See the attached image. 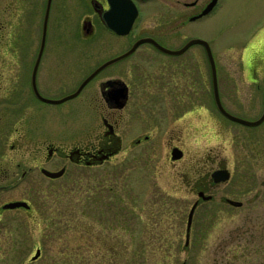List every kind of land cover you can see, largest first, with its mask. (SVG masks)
<instances>
[{
    "label": "rangeland",
    "instance_id": "obj_1",
    "mask_svg": "<svg viewBox=\"0 0 264 264\" xmlns=\"http://www.w3.org/2000/svg\"><path fill=\"white\" fill-rule=\"evenodd\" d=\"M219 1L215 16L194 27L212 41L226 110L254 121L263 113L264 63L256 67L258 82H250L243 64L264 50V0ZM68 38L75 46L65 66L75 77L118 53L101 50V42H83L78 33ZM208 91L202 94L209 108L202 122L208 112L214 114L216 131L197 137L196 127L189 126L181 160H170L167 144L160 143L151 152L142 149L138 158L126 151L102 166L70 165L61 179L42 178L31 188L35 143L28 142L25 155L24 148L9 151L10 177L0 183L11 186L0 190V203L26 197L33 209L7 212L0 221V264H264V122L251 127L225 118ZM65 112L54 109L60 136L68 132ZM194 121L201 126L200 119ZM220 162L231 179L212 190L213 202L196 210L186 246L187 213L196 200L193 182ZM24 169L29 172L21 178ZM112 245L121 250L109 260L103 256ZM38 248L41 255L34 261Z\"/></svg>",
    "mask_w": 264,
    "mask_h": 264
},
{
    "label": "flooded vegetation",
    "instance_id": "obj_2",
    "mask_svg": "<svg viewBox=\"0 0 264 264\" xmlns=\"http://www.w3.org/2000/svg\"><path fill=\"white\" fill-rule=\"evenodd\" d=\"M219 4V0H0V181L10 177L9 151L24 148L25 155L28 142L36 146L31 150L35 154L33 167L37 168L31 188L42 178L61 179L70 165L102 166L126 151L138 158L142 149L151 152L160 143L167 144L170 160L174 149L182 151L183 157L181 143L189 135V126L196 127L197 137H208L216 131L214 114L208 112L207 121L202 122L204 111L209 110L202 102L204 89L212 93V104L220 115L234 121L215 102L207 47L200 43L187 46L192 39L201 38L194 25L213 18ZM76 33L83 36V42H101L103 51L116 48L118 53L102 64L122 56L82 88L102 64L83 77L67 73L65 65L75 46L68 37ZM251 56L250 64L244 63L243 68L251 75L250 82H258L256 67L264 63V50ZM203 60L208 62L209 71H204ZM115 63L120 65L109 70ZM218 85L220 92L219 81ZM59 107L66 110L68 118V132L61 136L54 122V109ZM195 119H200L201 126ZM62 168L66 171L61 178H50L42 171ZM220 169L229 171V181L231 171L220 162L211 171L201 172L193 182L197 209L213 202L210 193L226 182L216 181L213 176ZM21 172V178H25L29 169ZM7 186H11L10 181L0 183V190ZM208 195L212 198L205 200ZM222 199L232 205L227 202L230 198ZM18 200L30 207H4ZM29 201L19 197L1 202L0 221L7 212L31 213L33 205Z\"/></svg>",
    "mask_w": 264,
    "mask_h": 264
},
{
    "label": "water",
    "instance_id": "obj_3",
    "mask_svg": "<svg viewBox=\"0 0 264 264\" xmlns=\"http://www.w3.org/2000/svg\"><path fill=\"white\" fill-rule=\"evenodd\" d=\"M130 24H129V27H130ZM44 30H45L44 31V39H45L46 27H45ZM125 31H127V30H124V32ZM194 43L203 44L208 49L207 52L209 53V57H210V61L209 62H211L212 71H213V78H214V81H213L214 82V91L213 92L215 94V102L217 103V106H218L219 110L224 115H226L227 117L233 119L234 121H238L240 123H243V124H246V125H250V126H254V125L260 124L264 120V113H263V115L258 120H256V121H250L249 120L248 121V120L242 119L240 117H237V116L231 114L230 112H228L225 109V107L222 104L221 97H220L219 85H218V81H217L218 80L217 79V71H216L217 70V67H216V62H215V59H214L213 54H212V51H211L210 44H209V42H206V40H204L202 38H194V39H192L188 43L187 46H190V45H192ZM163 49H165V50L168 51V49H166L164 47H163ZM120 58H122V56L113 58V59H111V60L103 63L102 65L98 66V68L89 77H87V79L83 82V84L81 85V88L91 79V77H94V75H96V73H98L100 70H102L105 66H107V65H109V64H111V63H113V62H115L117 60H119ZM81 88H79V90ZM63 100H60V101H63ZM181 153H182V151L179 150V152H178V151H176L174 149L173 153H171V154H173L172 155V159L175 160V159L181 158L182 157V154ZM42 171L47 176H49L50 178H58V177L61 178V176L64 175V173H65L66 170H65V168H62V169H60L58 171H51V170H48V169H43ZM213 176L215 177V180L216 181H221L222 182V181H227L229 179L230 173H229V171L227 169H225V170L224 169H220V170H217L213 174ZM211 198H212V196H210V195L204 197L205 200L211 199ZM227 202L231 203L234 206H240L242 204L240 201H235L233 199H228ZM198 205H199V201H196L192 205V207H191V209H190V211L188 213V218H187V223H186L187 224V226H186V233H185L186 234V242H185V245L186 246H189V243H190V236H191L190 233H191V230H192V224L191 223H193V217H194V214H195V211H196ZM21 206L27 207V208L30 207V205L27 202H25V201H22L21 202V200L8 202L4 207L5 208H16V207H21ZM35 252H36V254L32 257V260H34V261L40 257V255H41V249L38 248ZM183 264H185V263H183Z\"/></svg>",
    "mask_w": 264,
    "mask_h": 264
},
{
    "label": "trees",
    "instance_id": "obj_4",
    "mask_svg": "<svg viewBox=\"0 0 264 264\" xmlns=\"http://www.w3.org/2000/svg\"><path fill=\"white\" fill-rule=\"evenodd\" d=\"M110 242H112V241H110ZM106 248V250H105V254H104V258H107V259H109V260H113V259H115V256H117L118 255V252L120 253V250L121 249H117V248H115V246L114 245H112V246H107V247H105ZM116 251H118L117 252V255H116ZM114 256V258H112Z\"/></svg>",
    "mask_w": 264,
    "mask_h": 264
}]
</instances>
